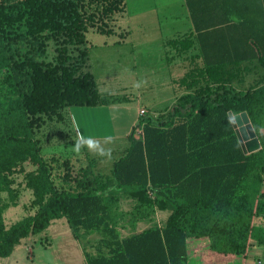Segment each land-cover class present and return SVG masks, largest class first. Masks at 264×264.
<instances>
[{"label": "trees", "instance_id": "16d2710c", "mask_svg": "<svg viewBox=\"0 0 264 264\" xmlns=\"http://www.w3.org/2000/svg\"><path fill=\"white\" fill-rule=\"evenodd\" d=\"M186 4L189 39L167 44L198 50L201 64L180 81L188 92L167 115L141 117L104 175L45 158L37 135L64 122L67 108L108 103L86 70L87 33L113 36L127 0H0V260L63 218L78 240L82 230L101 236L87 264H245L252 244H264V84L238 91L230 70L264 67V0ZM230 112L248 113L261 150L244 154ZM17 174L33 192L35 212L7 226L1 194L17 201ZM121 195L134 201L127 213ZM158 210L171 211L163 227L121 236L126 216L135 228Z\"/></svg>", "mask_w": 264, "mask_h": 264}, {"label": "rangeland", "instance_id": "374dc122", "mask_svg": "<svg viewBox=\"0 0 264 264\" xmlns=\"http://www.w3.org/2000/svg\"><path fill=\"white\" fill-rule=\"evenodd\" d=\"M170 2L171 0H127L126 14L116 16L111 24L115 31L113 36L108 37L101 35L94 29H91L87 33L88 42L86 47L91 51L88 70L95 75L98 89L106 100L110 101L111 98H118L122 100L123 103L115 109H113L114 106L110 107L112 110H94L93 108L85 107L93 111H86L83 113V115L86 116V124L82 132L85 137L105 138L106 136H111L114 138L110 142L105 139L99 141L102 147L111 151L110 157L96 155L90 152L87 147L82 148L80 153H76L72 150L77 133L79 132L77 125L81 127V123L78 121L76 125L72 117V112L78 110L77 107H70L64 111L66 117L64 122L49 123L37 135L42 142V154L45 158L48 159L52 156L61 157L63 159L68 158L72 161L76 172L81 168L90 166L96 173L110 175L113 163L124 153V149L129 144L128 139L124 138V133L130 129L129 127L137 115L139 116L138 113L140 111L137 105L139 93H142L143 107L148 110L144 117L149 116L156 119V117L153 116L155 113V106L152 107L153 103L150 102L151 94L161 93L166 88L150 85L138 90L134 87L137 82L143 84L144 81L148 80V76H146L149 73L147 67L158 64L157 69H160L158 75L169 77L168 65H166V60H164L166 56L159 58L163 56L164 51L171 53L167 55V59L169 56H172L174 60L178 59L180 67L177 69L180 70L175 72L176 76L185 71L186 74L192 67L201 64L197 56L198 50L196 47L183 52L167 44L170 40L189 39L192 31L190 27L191 21L187 20L182 15V6L170 7L166 5ZM177 15L179 18H177ZM147 34L149 36H147ZM126 40H129V44L131 43V45L136 48L134 54L132 53L133 50L131 47L113 45L114 42L122 44L125 43ZM138 49H142L147 53V60H144L143 57L140 58L141 56L138 55ZM47 53L48 60H52L56 56L55 45L53 43H49ZM74 54H77L76 51H74ZM136 55H138L140 59L138 60V67L133 68V60H135ZM139 76L140 79L138 78ZM185 91L188 92L187 90ZM124 98H128L129 100H124ZM110 105H113V102H111L109 106ZM165 106H168L167 102L156 104V109ZM161 111H163V109ZM140 119L141 117L139 116V120ZM15 178L16 184H14V188L20 186V188H18L20 190V195L17 201L14 203L8 192H3L1 194L2 205L6 207L4 218L7 226H11L35 212L34 207L31 205L33 193L25 186L24 174H17ZM133 206L134 201L131 198L126 195H121V210L123 213L131 211ZM129 219L130 217L126 216L120 223V233L122 237H128L149 226H158L164 223L163 217L157 218L155 215L151 221L142 222L135 228H132L128 223ZM57 227L60 228L59 232L57 234H51L55 239L53 244L60 245L61 243L74 240L73 230L66 218L58 220L56 228ZM82 232L83 243L93 256L97 255L96 244L101 236L97 232ZM49 239L43 242L37 241L33 245L34 260H29L26 255L23 257V263L67 264L64 262L65 259L62 258H66L67 253L62 254L61 257L53 252V248H47L51 240ZM68 255L69 257L67 259H71L70 254Z\"/></svg>", "mask_w": 264, "mask_h": 264}, {"label": "crops", "instance_id": "0c3cea01", "mask_svg": "<svg viewBox=\"0 0 264 264\" xmlns=\"http://www.w3.org/2000/svg\"><path fill=\"white\" fill-rule=\"evenodd\" d=\"M166 5H168L170 7L182 6V9H183L182 15L184 16V18L191 21L190 14H189L187 4H186V0H171V2L167 3ZM177 18H179L178 15H177ZM190 27L193 28L192 23H191ZM147 36H149V35L147 34ZM150 38H151V36H150ZM129 42H130L129 40H126L125 43H122V44H119L118 42H114L113 45L121 46V47H131V49L133 50L132 53L134 54L135 53L134 50H136V48L133 45H131V43L129 44ZM90 54H91V51L89 50V61H90ZM170 54H171L170 52L164 51L163 56L159 57V58H163L166 56L164 58V60H166L165 61L166 65H168L169 74H170L169 77H167V76L163 77V76L158 75V72L160 70V69H157L158 64H155L154 66L151 65V66L147 67V70L149 71V73L146 75V76H148V80L144 81V83L140 87V88H142V87H147V86L153 85L155 87L157 86V87H161V88H166L161 93H154L153 95L151 94L150 102L153 103L152 107L155 106V109H154L155 113L153 116H155L156 119L161 118L163 115H167L169 113V111L171 110V108L177 103L179 98L187 93L182 87L179 86V81L184 77L186 71L182 74H179L178 76L175 75V72L180 70V69H177L180 67V64L178 63V59L174 60V58L172 56H169L167 59V55H170ZM138 55L141 56L140 58L143 57L144 60H147V57H146L147 53H145L144 50L138 49ZM138 55H136L135 60H133V68L138 67V63H139L138 60L140 59L138 57ZM134 62H135V64H134ZM87 70H88V68H87ZM142 70L147 71L146 69H142ZM230 70L233 72H236L238 74V76L231 83V85L235 89H237L238 91H246V90H249L252 88L259 87V86L264 84V67L259 65L257 62H245L240 67H230ZM94 77H95V75H94ZM138 78L140 79V76ZM96 83H97V81H96ZM140 88H137V89L140 90ZM151 89H152V86H151ZM141 95H142V93L141 94L139 93L138 101H137L139 111L141 109H145L148 112V110L145 107H143V105H142L143 101H142ZM124 100H129V99L124 98ZM111 102H113V105L109 106V104ZM164 102H167L168 106H165L163 108L160 107V109H156L157 108L156 104H163ZM121 103H123L122 100H119L118 98H115V99L111 98L110 101H108V103L105 105H101V106H97V107H87V108H93L94 110H98V109L112 110L110 107L114 106L113 109H115L116 107L120 106ZM106 107H109V108H106ZM87 108L77 107V109H78V110H76L77 112L76 111L72 112V117L75 120L76 125L78 124L77 123L78 121L81 123V127H79L77 125V128H78L79 133H82V134H83L82 130L84 131V128H85L84 125L86 124L85 123L86 116H84L83 113H85L86 111H93V110H89ZM162 109H163V111H161ZM139 116L137 115V117L131 123V125L129 127L130 129L125 131V133H124L125 137L124 138L128 139L129 135L132 133L134 127L136 126V124L139 120ZM94 138H96L98 141H101V139H104V138H98V137H94ZM128 143H129V139H128ZM128 147H129V144L124 149V151ZM30 191H32V190H30ZM170 214H171V211H159L158 210L156 212L157 218L163 217V219H164V223L162 225L159 224L158 227L161 228L164 226V224L166 223ZM63 219H65V218H63ZM57 221L58 220L53 221L52 224L49 226V228L45 232H43L39 235L30 236L29 238L23 240L19 245L16 246L13 254L10 257L0 260V264H20V263L24 264L23 263V261H24L23 257H25L26 255H27L29 260L33 261L34 260L33 245L37 241L43 242L44 240L49 239V237L51 240L49 239L50 241H49V245L47 248H53L54 249L53 252L57 256L60 255L62 257V254L67 253L66 258L62 257L63 259H65L64 262H66L67 264H87V259H86L87 254H90V255H93V254H91V252L85 246L83 241L78 240L74 237V240H71L69 242L61 243L60 245L53 244V241L55 239L53 238V236H51V234H57L59 232V229H60L58 227L56 228ZM140 223H142V222H139L138 224H140ZM150 227H152V226H149L148 228H150ZM148 228H146V229H148ZM144 230H142V231H144ZM82 231H84V230H82ZM142 231H139L138 233H141ZM81 233L83 234V232H81ZM48 235H50V236H48ZM68 254H70L71 259L70 258L67 259L69 257ZM258 262H262V264H264V244L254 242L250 248L249 257L246 260L245 264H258Z\"/></svg>", "mask_w": 264, "mask_h": 264}, {"label": "water", "instance_id": "95a60500", "mask_svg": "<svg viewBox=\"0 0 264 264\" xmlns=\"http://www.w3.org/2000/svg\"><path fill=\"white\" fill-rule=\"evenodd\" d=\"M229 116L244 154L249 155L261 150L262 146L260 140L248 113L243 112L234 115L230 112Z\"/></svg>", "mask_w": 264, "mask_h": 264}, {"label": "clouds", "instance_id": "9594fccd", "mask_svg": "<svg viewBox=\"0 0 264 264\" xmlns=\"http://www.w3.org/2000/svg\"><path fill=\"white\" fill-rule=\"evenodd\" d=\"M142 86L141 82H137L134 87L140 88ZM234 122V121H233ZM106 141H111L113 138L111 136H106L104 138ZM87 147V149L99 156H109L111 155L110 150H106L104 147L101 146L99 141L94 137H85L82 133H77V137L74 141L72 146V150L76 153H80L81 149Z\"/></svg>", "mask_w": 264, "mask_h": 264}, {"label": "built area", "instance_id": "2783aa9c", "mask_svg": "<svg viewBox=\"0 0 264 264\" xmlns=\"http://www.w3.org/2000/svg\"><path fill=\"white\" fill-rule=\"evenodd\" d=\"M146 114H147V111L145 109H141L139 112L140 117H144V116H146ZM137 135L138 136L143 135V128L142 127L137 129ZM263 219H264V217H263ZM258 264H262V262H258Z\"/></svg>", "mask_w": 264, "mask_h": 264}]
</instances>
